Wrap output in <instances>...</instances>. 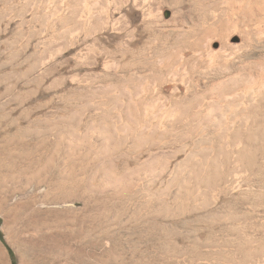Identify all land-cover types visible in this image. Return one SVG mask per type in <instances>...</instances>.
Masks as SVG:
<instances>
[{
  "label": "rangeland",
  "instance_id": "374dc122",
  "mask_svg": "<svg viewBox=\"0 0 264 264\" xmlns=\"http://www.w3.org/2000/svg\"><path fill=\"white\" fill-rule=\"evenodd\" d=\"M85 1L0 0V264H264V0Z\"/></svg>",
  "mask_w": 264,
  "mask_h": 264
},
{
  "label": "bare ground",
  "instance_id": "6f19581e",
  "mask_svg": "<svg viewBox=\"0 0 264 264\" xmlns=\"http://www.w3.org/2000/svg\"><path fill=\"white\" fill-rule=\"evenodd\" d=\"M88 1H89V0H88ZM88 1H87V2L85 1V2H86V3H85V4H86L85 9H88V10H89L90 8L92 9V7H93V6L95 7V5L97 4L96 2L94 3V1L91 2V0H90V2L92 3V5H90ZM85 4H84V5H85ZM165 109H166V108H165ZM173 112H174V111H173ZM167 115H168V114H167Z\"/></svg>",
  "mask_w": 264,
  "mask_h": 264
}]
</instances>
